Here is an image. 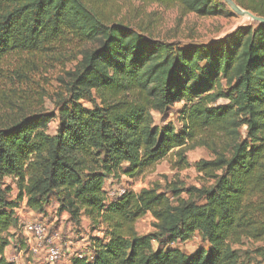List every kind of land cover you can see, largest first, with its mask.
Returning a JSON list of instances; mask_svg holds the SVG:
<instances>
[{
    "label": "trees",
    "instance_id": "obj_1",
    "mask_svg": "<svg viewBox=\"0 0 264 264\" xmlns=\"http://www.w3.org/2000/svg\"><path fill=\"white\" fill-rule=\"evenodd\" d=\"M139 1L202 18L234 15L224 0ZM234 2L264 17V0ZM68 43L91 46L70 73L69 99L56 113L0 124V264H16L5 255L19 226L15 209L26 201L42 215L53 198L58 215L75 224L86 217L101 232L94 252L70 264H240L234 246L244 240L262 243L264 257V24L182 46L110 21L94 0H0V62ZM221 99L230 103L216 105ZM178 104L179 126L155 124L153 112ZM196 148L213 155L196 165L207 180L201 188L171 183L109 198V180L133 179L170 157L185 169ZM148 214L154 230L141 235L136 224ZM195 237L203 247L193 254L177 248Z\"/></svg>",
    "mask_w": 264,
    "mask_h": 264
},
{
    "label": "rangeland",
    "instance_id": "obj_2",
    "mask_svg": "<svg viewBox=\"0 0 264 264\" xmlns=\"http://www.w3.org/2000/svg\"><path fill=\"white\" fill-rule=\"evenodd\" d=\"M99 9L110 18V21L120 22L136 30L146 32L154 40L167 43H176L182 46L190 44H207L216 40L224 39L232 35L242 27H250L253 20L248 17L234 14L231 16H216L202 18L195 14L183 15L178 7H166L159 4H148L139 0H94ZM86 47L77 43H68L64 49L52 47L46 49L42 54L31 55L28 53H13L0 62V124H8L13 119L21 118L36 113H47L58 110V106L69 99L67 84L71 80L70 73L76 71L82 53ZM84 107L91 108L88 101L81 102ZM230 102L219 100L216 105H228ZM183 104L174 106L167 114L153 112L156 125L173 122L179 126L177 119ZM58 119L52 121L48 126V132L55 134ZM246 128L242 129L245 135ZM188 167L182 170L174 168V159L167 158L155 167L148 169L144 174L133 179L120 176L112 180L110 188L118 190H129L140 192L142 189L160 188L165 190L167 184L174 183L179 190L189 188H201L207 184V180L200 174L196 165L202 160L213 159L212 153L206 148L191 149L187 152ZM170 197L171 193H168ZM14 197V196H13ZM182 197L189 198L188 193L183 192ZM204 204V201H198ZM23 220L18 228H11L10 237L14 240H22L24 232V221H42L48 228V234H58L59 246L62 250V259L56 264H67L78 253L88 255L86 250L91 246L92 238L101 236L100 231H93L90 221L83 217L80 224L69 221V214L63 212L58 215L59 203L53 198L45 215L36 216L26 204L21 205ZM154 218L148 214L136 224L137 232L147 235L153 232ZM21 244L18 242V245ZM262 243L244 240L241 244L234 246L240 256V264H264V257H260L257 249ZM69 246V247H68ZM155 248L157 244H154ZM203 247L199 237L190 242L180 243L186 254H193L197 249ZM24 251L23 261L19 260L18 253ZM69 249V250H68ZM11 261L19 264H39L44 258L36 257L32 260L29 248L24 243L18 248L14 243ZM16 255V258H12ZM19 260V261H18Z\"/></svg>",
    "mask_w": 264,
    "mask_h": 264
},
{
    "label": "built area",
    "instance_id": "obj_3",
    "mask_svg": "<svg viewBox=\"0 0 264 264\" xmlns=\"http://www.w3.org/2000/svg\"><path fill=\"white\" fill-rule=\"evenodd\" d=\"M126 191L110 188L109 198L115 199ZM15 213L16 218L21 222L23 217L20 206L15 209ZM24 225L26 228L27 246L30 254L35 257H39L43 254L45 263L47 264H56L62 259L63 254L58 244V235L50 236L48 234V228L43 222L24 221ZM79 257H83V254H80ZM15 263L17 264V260Z\"/></svg>",
    "mask_w": 264,
    "mask_h": 264
},
{
    "label": "crops",
    "instance_id": "obj_4",
    "mask_svg": "<svg viewBox=\"0 0 264 264\" xmlns=\"http://www.w3.org/2000/svg\"><path fill=\"white\" fill-rule=\"evenodd\" d=\"M6 184H9V185H12V187H13V196L15 197V195L17 194V186H16V184L13 182V180H11V179H6ZM111 185L112 184V179L111 180H109V182H108V185ZM109 185V186H110ZM27 205V203H26V201H23L22 203H21V205ZM43 215H45V214H42L41 216H43ZM36 216H39V215H36ZM55 235H58V234H55ZM17 238H15L14 240L12 239V238H10V242H11V245H10V247L7 249V251H6V257L9 259V260H11V254H9V251L11 252L12 251V249H13V245H14V243L17 245V247L18 248H21L22 247V244L24 243L25 245H27V235H26V228H25V225H24V232L22 233V240L20 241V240H16ZM18 242H20L21 244H19L18 245ZM69 247V246H68ZM69 250V249H68ZM88 251L89 252V254L88 255H90V254H92L94 251H93V248L91 247V246H88V248H85L84 250H82V252H84V251ZM24 251H22V249H21V251L18 253V257H19V260L22 262L23 261V257L25 256L24 255V253H23ZM80 254H83V253H78V254H76L75 256L77 257V256H79ZM31 255V254H30ZM13 257L12 258H16V255L14 256V255H12ZM33 259L32 260H37V258L35 257V256H31ZM18 260V261H19ZM39 261H41L39 264H43V262H44V260L42 261V260H39ZM71 263V260L67 263V264H70ZM17 264H19L18 262H17ZM28 264H32V262H28Z\"/></svg>",
    "mask_w": 264,
    "mask_h": 264
},
{
    "label": "water",
    "instance_id": "obj_5",
    "mask_svg": "<svg viewBox=\"0 0 264 264\" xmlns=\"http://www.w3.org/2000/svg\"><path fill=\"white\" fill-rule=\"evenodd\" d=\"M224 2L231 8V10L235 14L242 16V17H248V18L252 19L254 22L264 24V17H258L249 11L243 10L234 2V0H224Z\"/></svg>",
    "mask_w": 264,
    "mask_h": 264
}]
</instances>
